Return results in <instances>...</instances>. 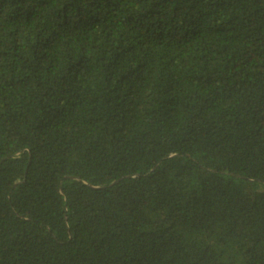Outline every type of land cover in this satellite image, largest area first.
Instances as JSON below:
<instances>
[{"label":"trees","instance_id":"16d2710c","mask_svg":"<svg viewBox=\"0 0 264 264\" xmlns=\"http://www.w3.org/2000/svg\"><path fill=\"white\" fill-rule=\"evenodd\" d=\"M0 264H264V0H0Z\"/></svg>","mask_w":264,"mask_h":264}]
</instances>
